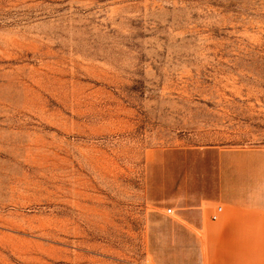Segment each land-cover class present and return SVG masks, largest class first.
Here are the masks:
<instances>
[{
    "label": "rangeland",
    "instance_id": "rangeland-1",
    "mask_svg": "<svg viewBox=\"0 0 264 264\" xmlns=\"http://www.w3.org/2000/svg\"><path fill=\"white\" fill-rule=\"evenodd\" d=\"M227 147L264 148V0H0V264H202L173 221Z\"/></svg>",
    "mask_w": 264,
    "mask_h": 264
},
{
    "label": "crops",
    "instance_id": "crops-1",
    "mask_svg": "<svg viewBox=\"0 0 264 264\" xmlns=\"http://www.w3.org/2000/svg\"><path fill=\"white\" fill-rule=\"evenodd\" d=\"M208 153L213 190L180 195L173 221L179 241L193 244L202 264H264V148ZM218 206L222 211L213 219Z\"/></svg>",
    "mask_w": 264,
    "mask_h": 264
},
{
    "label": "built area",
    "instance_id": "built-area-1",
    "mask_svg": "<svg viewBox=\"0 0 264 264\" xmlns=\"http://www.w3.org/2000/svg\"><path fill=\"white\" fill-rule=\"evenodd\" d=\"M221 211H222V207L218 206L215 214L213 215V219H216L218 217L219 212H221ZM167 213L172 214L173 209L172 208L167 209Z\"/></svg>",
    "mask_w": 264,
    "mask_h": 264
}]
</instances>
